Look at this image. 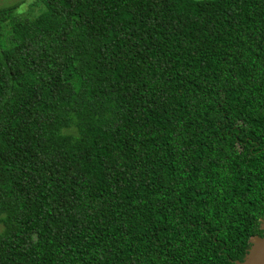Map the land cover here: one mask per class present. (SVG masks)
Listing matches in <instances>:
<instances>
[{
  "label": "trees",
  "instance_id": "1",
  "mask_svg": "<svg viewBox=\"0 0 264 264\" xmlns=\"http://www.w3.org/2000/svg\"><path fill=\"white\" fill-rule=\"evenodd\" d=\"M0 8V264H235L264 217V0Z\"/></svg>",
  "mask_w": 264,
  "mask_h": 264
},
{
  "label": "water",
  "instance_id": "2",
  "mask_svg": "<svg viewBox=\"0 0 264 264\" xmlns=\"http://www.w3.org/2000/svg\"><path fill=\"white\" fill-rule=\"evenodd\" d=\"M258 229L262 236H252L248 239L249 248L241 262L235 264H264V217L259 222Z\"/></svg>",
  "mask_w": 264,
  "mask_h": 264
},
{
  "label": "rangeland",
  "instance_id": "3",
  "mask_svg": "<svg viewBox=\"0 0 264 264\" xmlns=\"http://www.w3.org/2000/svg\"><path fill=\"white\" fill-rule=\"evenodd\" d=\"M21 2L20 5L15 9L16 13L25 17H30L39 12L41 6L37 3V0H0V8L7 7L9 5ZM3 228L0 225V234Z\"/></svg>",
  "mask_w": 264,
  "mask_h": 264
}]
</instances>
